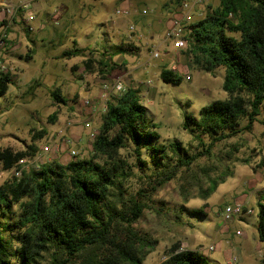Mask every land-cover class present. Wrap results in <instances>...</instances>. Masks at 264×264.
Masks as SVG:
<instances>
[{"label": "rangeland", "instance_id": "1", "mask_svg": "<svg viewBox=\"0 0 264 264\" xmlns=\"http://www.w3.org/2000/svg\"><path fill=\"white\" fill-rule=\"evenodd\" d=\"M21 1L0 0V9ZM218 1L200 3L194 18H205ZM181 2L40 0L32 10L37 18L34 32L27 30L25 14L18 17L7 31V47L0 49V61L13 78L9 91L0 97V150L23 151L30 145L41 150L66 123L74 122L70 135L77 155L73 157L71 149L49 153L44 156V164L66 165L71 160L89 159L93 140L81 125L88 117L83 101L97 100L104 83L121 78L127 90L139 92L151 123L157 125L160 144L177 143L181 148L180 155L169 152L170 163L177 171L162 186H153L151 179L138 170L134 145L120 150L132 170L126 191L133 195L143 191L146 195L143 202L147 208L134 228L157 241L143 264H160L175 244L199 251L210 264H229L236 254L240 264H262L264 243L261 246L258 242L257 224L258 203L264 196V109L250 130L214 144L209 137H197L198 133L183 128L186 116L199 120L202 108L228 99V94L223 89L224 68L210 73L191 67L187 49L173 50L166 42L171 19L178 14ZM121 8H128L130 15L117 14ZM55 10L58 15H54ZM75 48L83 49L81 56L62 57L64 51ZM120 48L126 53L119 54ZM156 51L159 58L153 57ZM110 57L119 65L112 73L99 64ZM164 69L181 76L183 82H163L160 74ZM117 99L112 97L109 103ZM107 109L92 118L96 132ZM247 125L248 121L243 120L241 127ZM43 131L46 134L40 137ZM142 154L146 159V152ZM186 154L194 160L188 166L180 165L179 160H185ZM154 168L150 165L147 174L152 175ZM13 177V171L3 170L0 164V186ZM215 179H219L216 191L204 199ZM235 203H241L245 211L234 222L225 223L222 211ZM248 210L253 213L246 214ZM200 211L203 215L194 214ZM238 230L243 236L236 235ZM214 242L216 250L207 252Z\"/></svg>", "mask_w": 264, "mask_h": 264}, {"label": "trees", "instance_id": "2", "mask_svg": "<svg viewBox=\"0 0 264 264\" xmlns=\"http://www.w3.org/2000/svg\"><path fill=\"white\" fill-rule=\"evenodd\" d=\"M182 39L191 67L210 73L225 69L223 89L228 94V99L202 108L199 120L186 116L183 128L198 133L197 137H209L213 144L250 130L264 109V0H219L205 18L195 17L187 25ZM82 53L83 49L75 48L62 57ZM118 53L125 54L126 49ZM99 64L108 73L119 67L112 57ZM160 78L165 83L183 82L168 69L162 70ZM12 84V76L1 73L0 97ZM243 120L248 121L245 128ZM156 128L139 92L129 88L123 97L108 103L89 159L44 164L0 186V264H143L157 241L134 228L147 208L146 195L126 191L132 170L120 150L134 145L138 170L153 186L164 185L177 171L169 152L180 155L181 148L177 143L161 145ZM39 151L37 145L23 151L0 150L2 169L10 171ZM186 156L180 165L194 160ZM150 165L155 166L152 175L146 172ZM152 177L159 180L154 182ZM218 184L219 179L213 180L203 198L214 193ZM258 206L257 234L264 243V196ZM194 214L203 215L202 211ZM160 264L210 263L199 251L175 244Z\"/></svg>", "mask_w": 264, "mask_h": 264}, {"label": "built area", "instance_id": "3", "mask_svg": "<svg viewBox=\"0 0 264 264\" xmlns=\"http://www.w3.org/2000/svg\"><path fill=\"white\" fill-rule=\"evenodd\" d=\"M40 0H22L16 6L5 5L0 9V49L6 48L8 45L7 31L12 23L22 14H25L26 28L29 32H34L36 30L35 22L37 20L36 16L33 14V6ZM201 1H182L178 8V14L173 16L171 19L170 28L166 34V42H170L173 50H181L184 48L183 36L186 33L187 25L194 20V10ZM144 14L147 13L146 10L143 11ZM117 14L123 16H129L130 10L128 8H121L117 10ZM54 15H58V10L54 11ZM154 58H159V52H155ZM176 71V68H172ZM0 72L7 74L8 69L0 61ZM127 92V87L124 81L119 78L115 79L113 82L104 83L102 87V92L97 100L85 99L83 101V106L88 112L87 119L81 122L82 127L87 130L93 140L97 132L93 128L92 118L101 112L103 108H107L108 103L112 97L121 98ZM75 125L74 122H68L66 125L58 130L55 135H53L49 141V144L42 147L40 153H38L34 158L23 159L19 161L17 166L12 169L13 176L16 178H21L23 173L31 169H39L40 166L44 165V156L49 153H60L61 151L70 150L71 155L74 157L77 155L75 149L72 146L75 144L73 137L70 135V129ZM245 211L244 206L241 203H235L228 205L222 211V219L225 223H232L237 217L243 215ZM252 210L246 211V214L251 215ZM236 235L243 236L241 230L236 231ZM217 246L216 243H212L207 247V252H214ZM229 264H240L238 254L233 255Z\"/></svg>", "mask_w": 264, "mask_h": 264}, {"label": "crops", "instance_id": "4", "mask_svg": "<svg viewBox=\"0 0 264 264\" xmlns=\"http://www.w3.org/2000/svg\"><path fill=\"white\" fill-rule=\"evenodd\" d=\"M182 1H183V0H182ZM184 1H189V0H184ZM190 1H191V2L193 1V2H194V1H196V0H190ZM197 1H201L200 3H203V1L205 2V1H207V0H197ZM198 5H199V4H198ZM198 5L196 6V8H198ZM168 25H169V22H168ZM168 25H167V28H168ZM169 27H170V25H169ZM167 28H165V30H166ZM164 42H165V41H164ZM83 140H86V138H83L82 141H83ZM257 237H258V234H257ZM258 242H260L259 238H258ZM245 243L248 245V244H250V241H246ZM261 243H262V242H260L259 244H261ZM250 245L252 246V244H250ZM261 246H262V244H261Z\"/></svg>", "mask_w": 264, "mask_h": 264}]
</instances>
